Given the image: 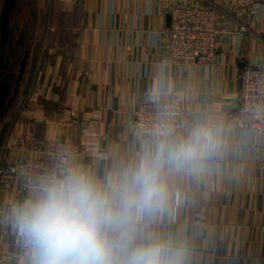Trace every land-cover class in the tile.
<instances>
[{
  "label": "crops",
  "instance_id": "1",
  "mask_svg": "<svg viewBox=\"0 0 264 264\" xmlns=\"http://www.w3.org/2000/svg\"><path fill=\"white\" fill-rule=\"evenodd\" d=\"M167 1L51 0L44 32L10 28L16 40L23 36L24 46L28 37L33 43L25 49L23 109L12 108L0 121V152L31 124L39 137L54 138L60 122L86 151L70 159V173H81L102 189L110 181L118 185L158 149L175 146L166 140L148 145L133 125L141 100L173 96L192 109L194 129L212 133L214 147L193 166L161 164L166 204L141 222L140 233L179 253L181 264H264V136L258 163L254 134L237 129L241 64L264 67V0L258 18L241 35L242 26L234 23V35L220 38L216 57L205 65L170 62L165 55L159 32L169 26ZM105 133L108 142L100 141ZM98 149L108 159H100ZM0 202H10L15 213L29 204L11 178H0ZM13 241L0 226V264H29L16 255Z\"/></svg>",
  "mask_w": 264,
  "mask_h": 264
},
{
  "label": "built area",
  "instance_id": "2",
  "mask_svg": "<svg viewBox=\"0 0 264 264\" xmlns=\"http://www.w3.org/2000/svg\"><path fill=\"white\" fill-rule=\"evenodd\" d=\"M262 8L260 0H168L164 10L171 15V23L159 32L163 51L170 62L209 64L216 57L220 38L234 35V23L242 26L241 35L258 18ZM238 17L245 22L238 21ZM239 85L237 129L254 134L253 160L260 163L264 136V67L243 62ZM22 104L16 110L19 113ZM192 113L190 107L173 96L157 94L135 106L133 125L139 140L148 145L165 140L176 145L180 135L195 128L190 118ZM58 124L60 132L54 138L39 137L31 124L1 146L0 178L16 180L21 192L28 196V203L41 196L49 181L63 180L70 173V159L86 152L68 136L65 124ZM108 140V133L100 136V141ZM96 155L102 160L109 157L100 149ZM15 216L10 202H0V226L13 236V244L18 248L16 255L30 259Z\"/></svg>",
  "mask_w": 264,
  "mask_h": 264
},
{
  "label": "clouds",
  "instance_id": "3",
  "mask_svg": "<svg viewBox=\"0 0 264 264\" xmlns=\"http://www.w3.org/2000/svg\"><path fill=\"white\" fill-rule=\"evenodd\" d=\"M212 133L194 129L187 140L158 149L147 164L105 188L71 172L52 180L41 196L16 213L29 264H181L156 238H144L141 222L166 204L161 164L193 166L214 147ZM147 239V242H144Z\"/></svg>",
  "mask_w": 264,
  "mask_h": 264
},
{
  "label": "rangeland",
  "instance_id": "4",
  "mask_svg": "<svg viewBox=\"0 0 264 264\" xmlns=\"http://www.w3.org/2000/svg\"><path fill=\"white\" fill-rule=\"evenodd\" d=\"M11 3L12 8L10 9L11 12L9 19L12 20H8L5 27H3L2 20L4 19V13L9 8ZM51 4V0H0V42L2 41V35L4 34H1V31L8 32L10 28H12L15 32L17 31V33H21V31H28L29 35H31V33L34 34V31H39L40 33L44 32V30L48 28V23L50 22ZM38 16L39 21L37 22ZM16 37L19 38L20 35L18 34ZM22 38L23 36L21 39ZM38 38L40 37L38 36ZM21 39L20 41H22ZM34 39L35 38H33V40ZM26 42L25 48L19 50L18 53H16L15 46L7 47L8 44H12L11 41L10 43H4L6 48H2L0 50V95L4 97L7 96V100L11 96L14 97L13 103L7 112H9L12 108L15 111L18 110L25 98L24 93L26 92L24 90L26 87L27 74H24L23 79L18 81V73L20 63L24 57L25 49L28 45L33 43L30 37H28ZM16 44L17 43L14 42V45ZM5 50L6 52L4 54ZM27 87L29 89V85ZM17 94L18 96L16 97ZM22 94H24V97ZM7 112L5 113L6 115L9 114ZM4 118L5 117H3V119Z\"/></svg>",
  "mask_w": 264,
  "mask_h": 264
},
{
  "label": "water",
  "instance_id": "5",
  "mask_svg": "<svg viewBox=\"0 0 264 264\" xmlns=\"http://www.w3.org/2000/svg\"><path fill=\"white\" fill-rule=\"evenodd\" d=\"M12 8V3L10 4L9 8L6 10V12L4 13V19L2 20L3 22V27H5L6 22L9 20V16H10V9ZM167 20H168V24L170 25L171 23V15L168 14L167 16ZM29 58V51H26L24 53V57L20 63V69H19V73H18V81L23 79V76L26 72V68H27V61ZM18 96V94L16 95V97ZM14 97L11 96L8 98L7 100V96L4 97L2 95H0V121L3 119L5 113L7 112V110L9 109V107L11 106V104L13 103Z\"/></svg>",
  "mask_w": 264,
  "mask_h": 264
},
{
  "label": "flooded vegetation",
  "instance_id": "6",
  "mask_svg": "<svg viewBox=\"0 0 264 264\" xmlns=\"http://www.w3.org/2000/svg\"><path fill=\"white\" fill-rule=\"evenodd\" d=\"M4 33V34H3ZM1 34H3L2 35V41L0 42V50L2 49V48H6V46H5V44L6 43H10V41H11V43L13 44H8L7 45V47H12V46H15V48H16V53H18V51L19 50H21V49H24L25 48V46L23 45V42L22 41H20V40H16L14 37H13V35L10 33V29L8 30V32H3V31H1ZM14 42H16L17 44L16 45H14ZM5 43V44H4ZM5 52H6V50L4 51V54H5ZM12 52V51H11ZM4 58V57H3Z\"/></svg>",
  "mask_w": 264,
  "mask_h": 264
},
{
  "label": "trees",
  "instance_id": "7",
  "mask_svg": "<svg viewBox=\"0 0 264 264\" xmlns=\"http://www.w3.org/2000/svg\"><path fill=\"white\" fill-rule=\"evenodd\" d=\"M27 86H28V84H27ZM1 141H2V137H0V144H1Z\"/></svg>",
  "mask_w": 264,
  "mask_h": 264
}]
</instances>
